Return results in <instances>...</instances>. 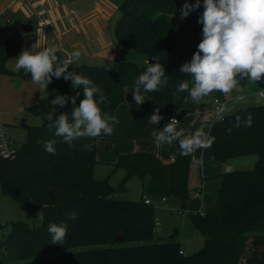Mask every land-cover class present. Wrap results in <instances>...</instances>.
<instances>
[{"label": "trees", "instance_id": "obj_1", "mask_svg": "<svg viewBox=\"0 0 264 264\" xmlns=\"http://www.w3.org/2000/svg\"><path fill=\"white\" fill-rule=\"evenodd\" d=\"M186 2L195 4L196 0H124L115 26L116 39L144 59H117L109 67L87 63L69 66V71L90 79L103 91L105 102L99 107L102 113L116 117L111 135L81 138L70 147L49 130L46 119L41 125L25 127L26 140L13 157L0 156L2 192L24 211L37 214L42 210L44 214L43 223L38 225L23 220L12 223L7 237L0 239V264H264V104L220 116L213 125L210 141L216 161L227 163L254 156L255 166L204 178V186L198 188L203 194L201 211L190 214L203 245L192 253H185L179 240L156 238L155 200L176 199L186 210L194 151L181 155L174 141L177 152L167 162L155 146L121 153L113 163L114 169L125 171L118 185H113L109 176L100 179L94 174L98 144L119 137L117 109L125 102L127 89L134 87L146 70L145 61L160 63L168 83L159 91L143 94L166 113L163 126L174 117L172 77L178 73L191 85V77L180 68L191 61L203 38V25L198 23L201 14L191 11L181 19ZM22 50L26 49L15 32L0 39V75L31 76L23 69L12 71L8 67ZM245 82L240 79L239 84ZM49 86L68 97L75 96V106L84 98L83 89H74L63 77H53ZM95 98L98 100V95ZM73 107L69 99L55 110L53 119L67 113L71 122ZM51 140L56 141L55 154L44 147ZM133 176L141 180V198H121L119 194ZM72 213L75 219H70ZM50 224L67 225L63 244H52Z\"/></svg>", "mask_w": 264, "mask_h": 264}, {"label": "clouds", "instance_id": "obj_2", "mask_svg": "<svg viewBox=\"0 0 264 264\" xmlns=\"http://www.w3.org/2000/svg\"><path fill=\"white\" fill-rule=\"evenodd\" d=\"M201 6V0L195 4L185 3L181 12V19L186 18L191 11ZM203 13L198 23L203 25L202 40L198 44L190 62L184 63L180 71L191 77L189 83L179 84L180 92H188L193 102L199 104L213 92L229 94L238 88L240 79L252 82L264 77V0H203ZM59 49L55 46L39 48L32 45L31 50H22L15 60V70H24L31 74V82L40 86L45 92L52 83V78L71 81L74 89L82 88L84 98L76 105V97L57 94L51 101L53 111L46 115L48 128L54 130V135L62 138V142L70 147L73 142L81 138H96L101 134L111 135L116 117L102 113L99 104L105 102V96L100 87L90 79L74 71L69 66L75 63L81 53L73 51L66 58L59 59ZM146 70L139 75L134 84L133 98L136 104L145 101L143 93L159 91L162 85L168 83L163 66L160 63L151 64L145 61ZM143 90V91H142ZM79 95V93H77ZM98 95V100L95 98ZM46 98V96H45ZM69 99L73 104L71 122L67 113H60L53 119L55 106H65ZM159 108L150 116L149 123L157 125L163 119ZM225 111L223 107L217 109V115ZM178 120L172 118L163 129L153 130L157 144H172L178 142L180 154L187 156L194 150L207 147L211 143L202 131L192 135H185L183 129L177 130ZM248 124H251L249 117ZM55 140L44 143L45 150L55 154ZM91 149V145H87ZM231 171V169H228ZM37 220L44 221L42 210L37 213ZM72 213L70 219H75ZM48 232L52 237V244H63L67 234V225L50 224Z\"/></svg>", "mask_w": 264, "mask_h": 264}, {"label": "rangeland", "instance_id": "obj_3", "mask_svg": "<svg viewBox=\"0 0 264 264\" xmlns=\"http://www.w3.org/2000/svg\"><path fill=\"white\" fill-rule=\"evenodd\" d=\"M118 13H120V5L124 0H119ZM0 29L3 23H5V17H0ZM11 31L15 32V38L21 41L24 49L31 50L32 45L36 44L35 33L36 30L26 32L19 24L18 20L13 21L11 24ZM5 33L1 34L2 37ZM134 54H138L134 50ZM20 54L14 56L9 64V68L15 70V60ZM130 60L139 61L137 58H130ZM81 63H87L90 65H102L109 67L111 62L95 60L90 58H84L82 61H76L72 65H79ZM173 75V83L176 84L179 76ZM50 91L41 92L40 86L31 82V76L22 79L13 74L0 75V127L8 125V134L14 143L15 147H19L26 140L25 127L28 125H41L46 121V115L53 111L51 101L55 98L56 94L63 95L60 90L47 87ZM47 89V90H48ZM178 89V87H177ZM264 90V81L261 78L259 81L252 82L246 79L245 84H239L237 89H234L229 94L225 95V102L223 108L225 111L220 116L228 115L239 109L254 104H264V98L256 100V97L260 91ZM220 92H213L210 97H205L203 105L199 109H194L192 112L187 111L186 115L179 108V97L177 95V101L175 102V114L178 117L177 130L183 129L185 135H192L194 120L207 117L206 112L208 108L211 110L209 104H212L214 108V96ZM55 94V95H52ZM46 96V98H45ZM159 108V114L163 116V119L157 125H151L149 123L150 116L154 113L153 110L149 112L146 122H141L147 132L140 136H132L129 142L132 145L142 143L154 145L155 137L153 136V130L163 129L164 119L166 113L162 111L159 104L155 103ZM60 106H55V110ZM183 113V114H180ZM191 113V114H190ZM180 114V115H179ZM185 117V118H184ZM6 135V136H7ZM138 135V134H137ZM144 137L146 139L144 140ZM8 138V137H7ZM210 141V140H209ZM206 149V148H204ZM207 159L209 164H201L204 169L201 172L197 170L200 166L194 162L192 164V181H191V198L188 202L186 210H182L180 203L176 199H167L163 202L162 199L155 200L156 206V238L163 241L179 240L181 247L185 253H192L199 249L203 245V237L193 225L190 214L201 210L203 203V196H197L198 188L202 187L203 179L200 177L203 172L206 173V177L212 176L216 173L222 172L225 164L228 165V169H252L255 166V157H237L227 163L218 162L213 158L211 143L207 146ZM133 151V150H131ZM108 154H112L113 151L107 150ZM130 152V151H129ZM204 152V151H203ZM205 153V152H204ZM110 161V160H108ZM216 173H211L215 171ZM124 169L119 167L114 169L113 164L100 162L95 166L94 174L96 178H110V182L113 185H118L124 176ZM142 195L141 180L137 176H133L128 179L126 183V190L121 192L119 196L125 199L139 200ZM37 214H31L24 211L20 204L12 197L4 194L0 185V239H5L9 234L12 223L14 221L23 220L30 225H38L40 222L36 218Z\"/></svg>", "mask_w": 264, "mask_h": 264}, {"label": "crops", "instance_id": "obj_4", "mask_svg": "<svg viewBox=\"0 0 264 264\" xmlns=\"http://www.w3.org/2000/svg\"><path fill=\"white\" fill-rule=\"evenodd\" d=\"M119 2V0H0V17H5V23L2 24L0 29V35L6 32L5 35L2 37L0 36V39L6 38L9 32H13L11 31L10 24L18 20L21 27L22 24H28L33 26V30L37 28L35 40L39 48L57 47L59 49L57 53L59 59L66 58L67 55L73 51H79L81 53L77 61H82L84 56L85 58L108 61L111 63L117 59L127 60L134 57L139 60L144 59L139 54L131 52V49L122 46L116 39L115 26L121 15L117 10ZM6 17L11 18L12 22L7 23ZM43 19L47 21L41 25L40 22ZM174 74L179 76L176 84L173 83V78L171 81L174 90V98L176 102L178 95V106L182 112L186 115L187 111L192 112L194 109L201 108L203 105L202 101L197 104L192 101L188 92L179 91V84L187 81L178 73ZM178 76H174V78ZM189 86L191 87L190 84ZM47 87L53 88L49 85ZM47 89L48 88H46L45 91H50ZM133 90L134 87H129L127 89L125 102L117 109L119 137L101 140L98 144V163L104 162L113 164L117 161L121 153L132 152L131 150H146L153 146H155L159 156L166 162L174 158L177 152L174 143L157 144L155 142L154 145H148L142 142L132 145L129 142L128 139L132 136L146 134L147 131L142 127L148 118L149 112L152 110L154 112V110L158 108L155 104L156 102L148 99L145 95V101L141 105L136 104L133 98ZM216 96H221L225 102V95L223 93H217L214 97ZM256 100H260L258 95ZM188 103H191V105H188ZM209 106L211 110L208 108L206 112L207 117L194 120L192 129L193 134L197 131H202L208 140H210L214 123L220 117V115H217L214 108H212L211 103ZM187 116L188 115L185 117ZM141 122H143V126L140 125ZM8 125L13 126L12 124L4 125L3 128L5 129L6 135L8 134ZM7 137L11 140L9 135H7ZM145 139L146 137H144V140ZM204 148L207 149V147H201L194 150L193 163H199L198 165L200 168L197 167L199 172H201V169H204L201 164H205V155L206 159L208 157L207 150ZM107 150L113 151L112 154H108L106 152ZM206 163H210L208 159ZM227 170L228 165L226 166L225 164L223 171ZM214 172L216 173V170L211 171V173ZM200 177L204 180L206 173L203 172ZM191 181L192 170L190 176V189H192ZM202 183L204 186V181Z\"/></svg>", "mask_w": 264, "mask_h": 264}, {"label": "built area", "instance_id": "obj_5", "mask_svg": "<svg viewBox=\"0 0 264 264\" xmlns=\"http://www.w3.org/2000/svg\"><path fill=\"white\" fill-rule=\"evenodd\" d=\"M203 11H204V8H203V1H202L201 6L195 10V13L202 14ZM46 21H47L46 19H43L40 22L41 25L44 24ZM6 22L11 23L12 19L9 17H6ZM12 35H13V32H9V36H12ZM258 98H260V99L264 98V90H262L258 93ZM213 103H214V110L217 113V109L219 107L223 106L224 99L221 96H216V97H214ZM172 118H175L176 120H178V118L176 116L171 117L170 120ZM15 153H16V147H15L14 143L7 138L5 129L1 126L0 127V156L3 158H11L15 155ZM196 195L197 196H200V195L203 196V194L201 192H197ZM163 200H165V198H163ZM146 202L149 203L150 200L147 198Z\"/></svg>", "mask_w": 264, "mask_h": 264}, {"label": "water", "instance_id": "obj_6", "mask_svg": "<svg viewBox=\"0 0 264 264\" xmlns=\"http://www.w3.org/2000/svg\"><path fill=\"white\" fill-rule=\"evenodd\" d=\"M22 28L26 31H31L33 30V26L32 25H28V24H22Z\"/></svg>", "mask_w": 264, "mask_h": 264}]
</instances>
